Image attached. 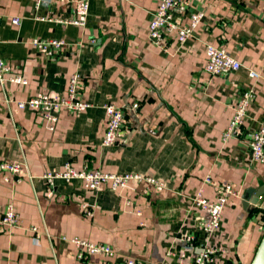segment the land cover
<instances>
[{"label":"crops","instance_id":"obj_1","mask_svg":"<svg viewBox=\"0 0 264 264\" xmlns=\"http://www.w3.org/2000/svg\"><path fill=\"white\" fill-rule=\"evenodd\" d=\"M78 1L51 0L37 9L35 0H0V58L28 81L0 83V161H25L34 177L16 183L9 174L6 182L0 171V264H125L127 256L179 264L181 250L193 258L206 241L202 222L208 215L193 201L201 187L216 197L215 188L204 185L208 175L240 193L230 198L211 239L222 251L210 264H251L264 235V195L256 207L243 204L248 188L264 186V163L252 160L250 146L264 119V0H189L173 15L186 25L193 13L205 12L195 36L180 43L169 33L161 45L148 31L161 0H90L84 27L37 18L73 19ZM13 17H20L19 25ZM35 37L67 44L48 56L31 44ZM208 44L227 49L242 67L208 74ZM251 70L261 77L252 79ZM74 72L82 75L81 94L91 106L81 113L62 110L55 130L39 112L15 105L39 92L64 95ZM251 86L256 99L241 133L224 142L237 101ZM108 103H139L126 111L123 136L110 147L103 145ZM68 161L77 169L154 176L166 188L132 184L121 193L107 186L91 191L78 181L49 187L42 175ZM10 203L21 219L13 227L1 221ZM85 203L94 207L93 217L83 212ZM183 234L196 236L195 247L181 240ZM64 236L110 245L119 255L81 261Z\"/></svg>","mask_w":264,"mask_h":264},{"label":"built area","instance_id":"obj_2","mask_svg":"<svg viewBox=\"0 0 264 264\" xmlns=\"http://www.w3.org/2000/svg\"><path fill=\"white\" fill-rule=\"evenodd\" d=\"M189 5V0H161L153 19L149 24V38L157 45L166 42L169 33H176L177 40L180 43H185L195 36V30L200 25L205 16V12L193 13L189 24L179 23L173 15L175 10L185 11ZM37 9L42 7H50L51 0H35ZM90 11V0H79L75 4L73 19H65L62 17H46L38 16L42 21H55L61 24H73L79 27H84L87 24ZM0 16V27H1ZM12 22L19 25L20 17H13ZM1 42V37H0ZM31 44L40 52L48 56L59 54L67 44V41L62 38H33ZM207 61L204 69L210 75H222L239 70L242 67L241 62L232 56L224 47L208 44L206 48ZM249 76L252 79L261 77V73L256 70H251ZM6 80L14 83L27 84L28 81L23 75L13 70V67L7 64L0 58V83L4 84ZM82 75L79 72H74L70 76L67 92L64 95L52 94L48 92H39L24 100H16L15 105L22 110L37 111L41 114L42 119L47 124L50 130H55L56 124L59 121V113L62 110H67L70 113H81L86 111L91 103L86 101L81 94ZM256 99V89L254 86L249 87L241 93V97L237 101L234 108L232 119L223 133V141L228 142L241 133V129L245 124V120L252 102ZM5 102L8 107L11 106V99L6 95ZM139 108V103H134L132 106L117 105L108 103L105 105L107 113V127L103 138V145L110 147L118 143L123 136V125L126 118V111L129 109L136 110ZM250 146L252 149V160L254 162L264 163V119L260 127L252 132L250 138ZM0 171L7 173L4 177L6 182H10L13 175L14 182L20 183L23 178L28 176L30 180L34 177L28 173V167L25 161H0ZM44 178L49 187H54L59 181L70 182L78 181L87 190L98 191L102 187L107 186L111 190L121 193L129 188L132 184L144 185L146 189L162 192L166 185L164 181L150 175L142 173H115L107 172L101 168H83L77 169L72 162L68 161L64 167L55 171H46ZM204 185L213 186L217 192L214 199L206 196L205 187L198 189L194 198L195 207L204 211L208 218L202 222V229L206 234V241L201 246V250L193 258H189L186 250H181L179 254V264H210L222 251L221 248L212 243L211 239L219 231L222 223L224 211L227 208L231 197L240 196L239 191L231 183H218L211 175L204 179ZM83 212L87 217L95 215L94 207L85 203L82 205ZM20 215L17 212L14 204L10 203L1 219L4 225L9 227L17 226L20 223ZM33 232H38V227L31 228ZM181 240L190 248L195 247L196 236L194 234H183ZM64 240L72 243L77 249V258L84 260L91 255H101L110 258H116L119 253L110 245L87 240L78 236L63 237ZM36 240V238H35ZM125 264H144V261L127 256L124 258Z\"/></svg>","mask_w":264,"mask_h":264},{"label":"water","instance_id":"obj_3","mask_svg":"<svg viewBox=\"0 0 264 264\" xmlns=\"http://www.w3.org/2000/svg\"><path fill=\"white\" fill-rule=\"evenodd\" d=\"M264 195V186L259 188L258 190L254 188H248L244 197L243 204L247 208L249 206L256 207L260 201V198ZM251 264H264V235L258 246V249L255 253L253 261Z\"/></svg>","mask_w":264,"mask_h":264}]
</instances>
